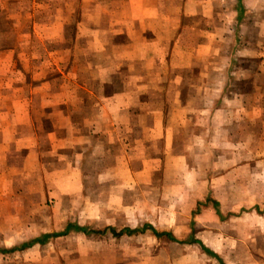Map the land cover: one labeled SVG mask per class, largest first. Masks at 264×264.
<instances>
[{"label":"crops","instance_id":"crops-1","mask_svg":"<svg viewBox=\"0 0 264 264\" xmlns=\"http://www.w3.org/2000/svg\"><path fill=\"white\" fill-rule=\"evenodd\" d=\"M3 10L0 170L37 166L47 144L73 169L78 155L128 146L136 177L203 171L183 181L199 210L185 250L264 264V162L219 159L239 154L236 137L258 138L254 123L264 131V0H0Z\"/></svg>","mask_w":264,"mask_h":264},{"label":"rangeland","instance_id":"rangeland-1","mask_svg":"<svg viewBox=\"0 0 264 264\" xmlns=\"http://www.w3.org/2000/svg\"><path fill=\"white\" fill-rule=\"evenodd\" d=\"M8 15L0 11L3 34L12 32L11 21L5 18ZM4 44L0 41V47ZM82 127L85 129V124ZM184 132L182 127L177 130L178 150L185 140L189 144ZM253 133L258 138L236 137L239 154H222V163L264 162L262 154L242 153L243 145H264L261 123H254ZM210 141L213 143V139ZM41 148L44 153L37 166L26 163L23 168L9 169L6 163L0 170V264H218L212 256L204 259L195 247L185 250V242L193 239L187 230L190 213L199 210L189 200L190 187L184 186L183 181L188 176L198 177L203 171L187 173L171 165L169 170L157 168L136 177L138 169L132 160L139 154L133 155L128 146L113 147L106 156L78 155L73 169L70 163L57 161L59 156L49 153L47 144ZM215 156L191 154L185 161L206 165L209 158L210 162L216 160ZM219 172L225 171H210L207 177ZM206 220L213 225V219ZM151 224L158 232L171 234L169 230H176L175 239L179 242L165 235L156 237ZM70 225L83 227L86 232L71 228L67 234L50 238L44 244L9 251L37 237L61 233ZM107 229L125 232L115 236Z\"/></svg>","mask_w":264,"mask_h":264},{"label":"trees","instance_id":"trees-1","mask_svg":"<svg viewBox=\"0 0 264 264\" xmlns=\"http://www.w3.org/2000/svg\"><path fill=\"white\" fill-rule=\"evenodd\" d=\"M74 229L76 231H82V232H86L85 228L83 227H78V226H68L63 232L61 233H53V234H49V235H43L41 237H38V238H35L33 240H31L30 242H27L25 244H22L19 248H13L9 251H14V250H17V249H23V248H27V247H31L32 245L34 244H44L48 239L50 238H53V237H57V236H61V235H65L67 234V232L70 230V229ZM152 228V227H151ZM108 231L111 232L112 235H115V236H120L122 234H124V230H121L119 232H116L115 230L113 229H107ZM105 230V231H107ZM153 234L156 236V237H161L162 235H165L169 238H172L173 237L169 234V233H166V232H158L156 230H152ZM191 242V241H190Z\"/></svg>","mask_w":264,"mask_h":264}]
</instances>
